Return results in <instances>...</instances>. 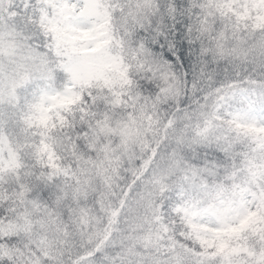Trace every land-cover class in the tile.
I'll return each instance as SVG.
<instances>
[{
	"label": "snow or ice",
	"instance_id": "snow-or-ice-1",
	"mask_svg": "<svg viewBox=\"0 0 264 264\" xmlns=\"http://www.w3.org/2000/svg\"><path fill=\"white\" fill-rule=\"evenodd\" d=\"M0 264H264V0H0Z\"/></svg>",
	"mask_w": 264,
	"mask_h": 264
}]
</instances>
